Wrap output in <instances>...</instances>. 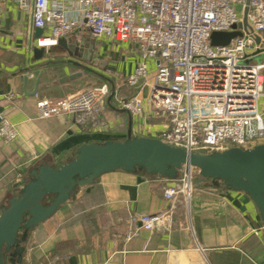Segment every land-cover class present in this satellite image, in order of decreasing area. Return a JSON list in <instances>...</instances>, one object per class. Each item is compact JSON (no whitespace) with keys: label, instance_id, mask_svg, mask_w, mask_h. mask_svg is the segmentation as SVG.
<instances>
[{"label":"crops","instance_id":"0c3cea01","mask_svg":"<svg viewBox=\"0 0 264 264\" xmlns=\"http://www.w3.org/2000/svg\"><path fill=\"white\" fill-rule=\"evenodd\" d=\"M35 40L29 16L7 4L0 23V117L16 126L18 138L0 140V205L38 163L59 167L81 145L124 139L129 125L133 135L147 138H157L168 128L165 120L149 115V85L139 95L148 114L131 115L130 124L116 99L111 106L105 101V127L93 133L75 125L71 116L40 118L37 98L60 100L94 85L111 82L120 87L117 99L130 98L136 91L123 82L138 57L131 45L85 36L76 45H84L90 57L84 51L68 55L57 45L44 47L36 60ZM65 60L79 66L60 67ZM55 68L58 74L52 72ZM71 75L76 77L62 81ZM195 180L188 199L179 196L168 202L163 191L169 181L121 171L105 174L30 232L22 264H264V226L253 203L242 193ZM161 213L164 220L153 232L141 231L124 241L131 216Z\"/></svg>","mask_w":264,"mask_h":264},{"label":"built area","instance_id":"2783aa9c","mask_svg":"<svg viewBox=\"0 0 264 264\" xmlns=\"http://www.w3.org/2000/svg\"><path fill=\"white\" fill-rule=\"evenodd\" d=\"M7 4L41 30L38 48L70 37L80 43L85 36L133 46L137 64L123 85L136 92L117 99L120 87L113 84V99L131 115L147 116L139 95L149 85V115L168 125L157 137L161 142L197 154L264 144V58L256 62L264 53V0H0V23ZM233 32L240 35L227 45L211 44L213 33ZM109 93V85L100 84L60 100L37 98L36 110L43 119L71 116L93 133L105 127ZM17 138L16 126L0 117V140ZM171 183L163 191L166 201L189 198L190 174ZM164 217L131 216L124 241L153 232Z\"/></svg>","mask_w":264,"mask_h":264},{"label":"water","instance_id":"95a60500","mask_svg":"<svg viewBox=\"0 0 264 264\" xmlns=\"http://www.w3.org/2000/svg\"><path fill=\"white\" fill-rule=\"evenodd\" d=\"M239 35L238 32L213 33L211 44L225 46ZM40 36L41 30L36 29V39ZM76 44L74 41L68 44L65 39L58 41V46L68 55H79L84 51L90 57L84 45ZM43 53L44 47L33 50L36 60H40ZM58 65L79 66L70 60L61 61ZM58 68L52 72L58 74ZM43 73H39L33 93H36ZM75 77L71 75L62 81ZM108 85L110 93L106 103L111 106L114 85L111 82ZM118 110L127 114L130 124L131 114L124 108ZM116 171L169 182L186 173L209 181L212 187L242 193L253 203L264 226V144L250 149L230 148L197 154L172 147L157 138L135 136L129 125L124 139L81 145L73 157L59 167L47 162L38 163L14 185L16 193L0 205V264H22L24 244L31 231L53 217L62 206L76 201L81 188L91 186L103 175Z\"/></svg>","mask_w":264,"mask_h":264},{"label":"rangeland","instance_id":"374dc122","mask_svg":"<svg viewBox=\"0 0 264 264\" xmlns=\"http://www.w3.org/2000/svg\"><path fill=\"white\" fill-rule=\"evenodd\" d=\"M263 58H264V53H262V54H260V56L258 57V59H257V63L258 62H261L262 60H263ZM95 86V85H94ZM195 182H196V180H195V176H192L191 177V187L193 188V186H194V184H195ZM86 188H82V190L81 191H84Z\"/></svg>","mask_w":264,"mask_h":264},{"label":"trees","instance_id":"16d2710c","mask_svg":"<svg viewBox=\"0 0 264 264\" xmlns=\"http://www.w3.org/2000/svg\"><path fill=\"white\" fill-rule=\"evenodd\" d=\"M132 95H134V93Z\"/></svg>","mask_w":264,"mask_h":264}]
</instances>
